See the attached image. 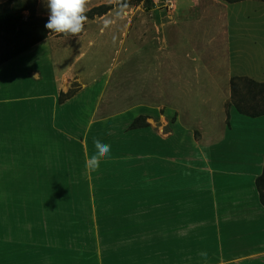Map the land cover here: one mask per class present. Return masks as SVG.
Returning a JSON list of instances; mask_svg holds the SVG:
<instances>
[{"label":"crops","instance_id":"obj_1","mask_svg":"<svg viewBox=\"0 0 264 264\" xmlns=\"http://www.w3.org/2000/svg\"><path fill=\"white\" fill-rule=\"evenodd\" d=\"M178 1L116 75L85 35L0 65V264H264V115L231 102L264 66V1Z\"/></svg>","mask_w":264,"mask_h":264},{"label":"rangeland","instance_id":"obj_2","mask_svg":"<svg viewBox=\"0 0 264 264\" xmlns=\"http://www.w3.org/2000/svg\"><path fill=\"white\" fill-rule=\"evenodd\" d=\"M23 1L28 0H22V2ZM15 2L16 0H0V5L13 6ZM110 2L117 4V0H88L86 11L92 9L95 6ZM178 3H180L178 0H151L150 2L141 1L133 4H117L113 9L102 16H96L93 19L88 18L82 31L74 36L85 35V39L83 41L85 46L89 47L94 45L93 47H89L90 53L88 57L99 56L104 59L105 65H109V63L114 62L122 63L116 69L114 73L116 75L128 68L130 64L133 65V59L143 56H155L156 48H154L152 45L147 44L142 46V44H138L139 41H145L144 35L146 30L143 28V25L145 24L146 20L151 21L153 15L155 16V20L160 19L158 17L160 16L161 11H167L171 8L173 9L178 5ZM29 14V11L25 12L26 20H29ZM49 14L50 10L47 8L46 0H37L36 15L38 17L49 18ZM24 27H26V24H24ZM136 29H138V32H136ZM137 34L140 36L136 37ZM55 35L68 36L59 33H54L50 36ZM8 39L9 37L7 35L0 33V59L7 55L14 47H16V45L23 44L26 41V38H22L20 42L10 43ZM137 45L141 49L137 48ZM242 67L243 66H237V68L240 69H242ZM263 67H260L261 70ZM261 70L259 73L254 74L255 80L257 81H264V68L262 71ZM229 83V81L225 82L224 88L229 86ZM219 84L221 86L223 85V82L220 81ZM75 87L76 84H74L72 89ZM224 95H227L226 92H221L216 100L221 102L225 99ZM193 98L197 101L196 104L200 106L202 98ZM131 103L133 104V101H131Z\"/></svg>","mask_w":264,"mask_h":264},{"label":"trees","instance_id":"obj_3","mask_svg":"<svg viewBox=\"0 0 264 264\" xmlns=\"http://www.w3.org/2000/svg\"><path fill=\"white\" fill-rule=\"evenodd\" d=\"M141 1L150 2L151 0H117V4H133ZM225 1L235 3L243 0ZM36 3L37 0L23 2L22 0H16L13 6L0 5V33L7 35L10 43H17L22 38H26L23 44L16 45L7 55L0 59V65L55 33L50 32L45 27L49 18L38 17L36 15ZM117 4L110 2L93 7L86 11L87 19L104 15ZM26 11L30 12L28 16L29 20H26ZM24 24H26V27H24ZM77 90V87H75L68 93H62L60 100L63 101L71 97ZM231 102L240 113L245 115H264V81H257L250 77L234 76L231 79ZM140 125H143V122L139 119L132 126L137 127ZM256 185L260 194V200L264 205V170L257 178Z\"/></svg>","mask_w":264,"mask_h":264},{"label":"clouds","instance_id":"obj_4","mask_svg":"<svg viewBox=\"0 0 264 264\" xmlns=\"http://www.w3.org/2000/svg\"><path fill=\"white\" fill-rule=\"evenodd\" d=\"M87 3L88 0H46L50 14L45 27L50 32L68 36L79 34L87 20ZM93 143L96 151L85 159V168L90 172L98 170L101 160L111 151V145L99 139L94 138ZM201 256L206 258L207 252H202Z\"/></svg>","mask_w":264,"mask_h":264}]
</instances>
